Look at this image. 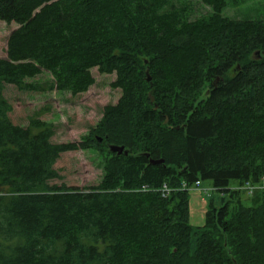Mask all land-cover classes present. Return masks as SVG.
Returning <instances> with one entry per match:
<instances>
[{"label": "trees", "instance_id": "1", "mask_svg": "<svg viewBox=\"0 0 264 264\" xmlns=\"http://www.w3.org/2000/svg\"><path fill=\"white\" fill-rule=\"evenodd\" d=\"M202 1L190 21L176 0H0L17 25L0 57V264H264V20ZM93 67L120 97L81 140L53 142L39 112L12 123L8 85L78 93ZM42 71L52 78L26 81ZM85 148L106 153L101 181L50 184L59 156ZM196 181L221 198L199 227L181 188Z\"/></svg>", "mask_w": 264, "mask_h": 264}, {"label": "rangeland", "instance_id": "2", "mask_svg": "<svg viewBox=\"0 0 264 264\" xmlns=\"http://www.w3.org/2000/svg\"><path fill=\"white\" fill-rule=\"evenodd\" d=\"M176 1L189 5L186 16L190 21L205 16L210 11L202 0ZM222 14L229 18L264 20V0H229ZM16 27L15 23L8 24L0 20V57L2 58L6 55L7 37ZM232 69L238 70L239 65H235ZM90 72L93 82L86 90L78 93H72L67 89L45 92L22 91L8 85L4 95L12 105L9 114L12 123L24 126L30 116L39 112L41 121L54 125L55 133L51 138L53 142H78L96 126L101 118L102 108L107 104H115L120 97V90L111 86V82L115 79L114 73H100L96 67L91 68ZM51 78L49 73L42 71L34 77L26 78V81L43 83ZM105 157V152L94 148L63 152L54 164L60 177L50 181V184L82 189L96 186L104 175ZM261 185H258L259 188L264 187ZM239 189L242 191V203L250 204L249 197L255 185L253 190H250L247 184L240 186ZM187 194L188 222L191 226H203L207 203L211 198L214 205L218 206L221 201L219 193L208 181H202L198 186L187 189Z\"/></svg>", "mask_w": 264, "mask_h": 264}, {"label": "water", "instance_id": "3", "mask_svg": "<svg viewBox=\"0 0 264 264\" xmlns=\"http://www.w3.org/2000/svg\"><path fill=\"white\" fill-rule=\"evenodd\" d=\"M256 54H258V52H256ZM146 73H147V71H146ZM146 75H147L146 80L149 81V80H150V77L148 76V73H147ZM218 79H219L218 77H216V78L214 79V81H213V85L216 84V82L218 81ZM148 96H149L150 101H153V96H152L151 92L148 93ZM155 108H156V106H155ZM166 121H167V119H165V122H166ZM109 149H110V151H112V152H117V153H122V152H124V154H127V151L124 150L123 146H110ZM123 150H124V151H123ZM150 162H151V163H159V162H162V160H154V161H150Z\"/></svg>", "mask_w": 264, "mask_h": 264}, {"label": "built area", "instance_id": "4", "mask_svg": "<svg viewBox=\"0 0 264 264\" xmlns=\"http://www.w3.org/2000/svg\"><path fill=\"white\" fill-rule=\"evenodd\" d=\"M199 185V181L194 182L192 185L187 186V184H185L184 182L181 184V188H185V189H189L192 186L196 187ZM250 190H253L254 187L248 185ZM146 186H143L142 190H146ZM171 191V189L169 187H167L165 184H163V186L159 189V192L161 193L162 196H166L169 194V192Z\"/></svg>", "mask_w": 264, "mask_h": 264}, {"label": "bare ground", "instance_id": "5", "mask_svg": "<svg viewBox=\"0 0 264 264\" xmlns=\"http://www.w3.org/2000/svg\"><path fill=\"white\" fill-rule=\"evenodd\" d=\"M212 187H213V186H212ZM213 188H214V187H213ZM237 188H239V187H237ZM214 190L217 192V189L214 188Z\"/></svg>", "mask_w": 264, "mask_h": 264}, {"label": "crops", "instance_id": "6", "mask_svg": "<svg viewBox=\"0 0 264 264\" xmlns=\"http://www.w3.org/2000/svg\"><path fill=\"white\" fill-rule=\"evenodd\" d=\"M235 187V186H234Z\"/></svg>", "mask_w": 264, "mask_h": 264}]
</instances>
